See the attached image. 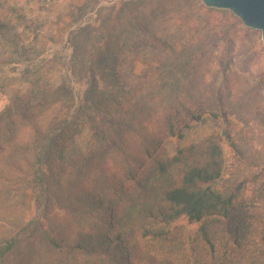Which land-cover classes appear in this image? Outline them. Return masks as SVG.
I'll return each instance as SVG.
<instances>
[{
    "label": "trees",
    "instance_id": "obj_1",
    "mask_svg": "<svg viewBox=\"0 0 264 264\" xmlns=\"http://www.w3.org/2000/svg\"><path fill=\"white\" fill-rule=\"evenodd\" d=\"M206 9L208 20L179 9L138 32L129 50L143 51L148 71L139 83L110 72L118 100L114 110H100L99 132L90 136L70 122L67 106L52 99L0 114V264H264L260 102L231 98L242 116L236 129L224 113L204 115L220 104L206 80L209 54L202 58L199 49L185 71L170 72L176 55L204 38L232 45L240 21ZM8 15L0 17V40L17 35L14 51L28 59L42 26L18 8ZM60 26L46 43L62 42ZM198 125L206 130L201 138L170 150V138L185 140L184 130ZM51 135L54 163L41 179L38 148ZM224 145L236 165L227 167ZM36 183L42 209L33 238L13 200Z\"/></svg>",
    "mask_w": 264,
    "mask_h": 264
},
{
    "label": "rangeland",
    "instance_id": "obj_2",
    "mask_svg": "<svg viewBox=\"0 0 264 264\" xmlns=\"http://www.w3.org/2000/svg\"><path fill=\"white\" fill-rule=\"evenodd\" d=\"M11 8L20 9L42 29L41 38L34 49L30 48L33 51L28 59L14 51L17 35L0 40V114L9 107L20 108L27 102L52 99L66 105L69 121L84 125L90 136L105 124L100 119V110H114L118 100L110 72L118 68L129 80L139 83L148 71L142 63L143 51L129 50L140 30L171 20L179 9L200 12L201 20L209 19V15L203 14L206 7L195 0H0V17L8 18ZM222 11L218 15L221 19L227 20L232 15ZM59 22L64 30L62 42L46 43V36L56 33ZM200 40H205V44L195 43L176 55L170 72L176 75L185 71L199 49L203 51L202 58L210 55V73L206 80L212 84L220 104L212 103L204 115L224 113L239 129L243 125L242 116L231 106V98L238 93L259 101L258 112L264 117V49L260 32L233 25L230 46L225 40L213 37ZM205 132V127L200 125L184 130L185 140L179 141L177 136L169 139L170 150L179 143L197 141ZM54 148L55 135L39 145L41 179L54 163ZM224 151L227 167L236 165L226 145ZM41 201L37 183L13 200V205L25 211L33 238ZM179 223L190 230L197 226L187 219Z\"/></svg>",
    "mask_w": 264,
    "mask_h": 264
},
{
    "label": "water",
    "instance_id": "obj_3",
    "mask_svg": "<svg viewBox=\"0 0 264 264\" xmlns=\"http://www.w3.org/2000/svg\"><path fill=\"white\" fill-rule=\"evenodd\" d=\"M202 3L209 9L228 11L243 27L260 32L264 49V0H202Z\"/></svg>",
    "mask_w": 264,
    "mask_h": 264
},
{
    "label": "built area",
    "instance_id": "obj_4",
    "mask_svg": "<svg viewBox=\"0 0 264 264\" xmlns=\"http://www.w3.org/2000/svg\"><path fill=\"white\" fill-rule=\"evenodd\" d=\"M195 1H198V2L202 3V0H195Z\"/></svg>",
    "mask_w": 264,
    "mask_h": 264
}]
</instances>
